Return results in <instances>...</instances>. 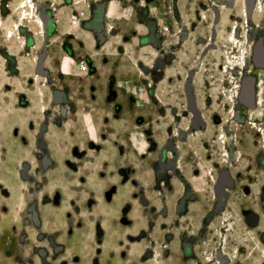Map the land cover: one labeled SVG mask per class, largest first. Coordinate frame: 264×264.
<instances>
[{"label": "rangeland", "instance_id": "1", "mask_svg": "<svg viewBox=\"0 0 264 264\" xmlns=\"http://www.w3.org/2000/svg\"><path fill=\"white\" fill-rule=\"evenodd\" d=\"M25 1L0 0V264H264V191L219 207L211 170L261 145L246 0Z\"/></svg>", "mask_w": 264, "mask_h": 264}, {"label": "flooded vegetation", "instance_id": "2", "mask_svg": "<svg viewBox=\"0 0 264 264\" xmlns=\"http://www.w3.org/2000/svg\"><path fill=\"white\" fill-rule=\"evenodd\" d=\"M258 2H259V0H249V1L246 0L245 1V5H246L247 15L256 16V17L260 16L261 19H260L259 23H257V27H258V32L261 33V32H264V30L259 29L261 27L264 28V10L263 11H257L256 8L258 6ZM252 21H254V18H252ZM249 24L250 23L248 21V25ZM259 47H260V51L263 53V55H261L262 59H259L258 56H257V49ZM253 48H254L253 57H252L253 66L255 65L254 67H258V68L260 67V69L264 70V36L263 35L256 36V38L254 40V47ZM242 85H238V88L240 87L239 92L242 89V95H243L244 98L246 97V94L249 92L250 100L248 101L245 98V101L249 105H253V103H254V94H255V81H254V79H249L245 83H243ZM194 108H195V111H197V113H200L196 109V106ZM234 116H236V115H234ZM256 129H258L257 133L253 132V130H254L253 129L252 133H251L252 135H245L244 139H246L247 141L248 140L258 141L259 140L261 145H260L258 150L260 151L264 147V136L262 135V132L260 131V129L264 130V127H262V126L261 127H257ZM257 135H259L258 138L256 137ZM237 137H239V136H237ZM254 137H256V138H254ZM241 139L242 138L239 137V139H236V140L238 142H240ZM229 143H230V139H228V142H227V149H228V144ZM228 151H229V149H228ZM259 151L255 155V162L252 163V167H251V164L248 165V168L251 167V170H244V175H243L244 178H243V180H235V178L233 177V175H232V173H231V171L229 169L228 170H223L220 173L219 170L217 168H215V164L219 163V162H216V159H214V157H213V161H212V164H211V170L212 171L215 170L218 174L221 175V176L219 175L220 176L219 180H220V184H221V186L219 188V193L221 195V200L219 201L220 202L219 203V207L223 206V204H224L223 202H224L227 194H229L230 196L233 194V196L231 198V201H230V204H231L232 209L236 211L235 205H238L240 203L241 197L245 193V188L249 189L250 188L249 186L252 183H257V186L260 189L259 192H263L264 191V159L261 158L260 160L262 162H260V161L258 162V158H259L258 155L260 154ZM231 157L232 156H231V154L229 152V160H228V162H226L224 165L219 163V165H221V167L224 168L230 162ZM243 157H244L243 154H242V156H239V154L235 155V158L239 159L240 161L243 160ZM245 160H248V158H245ZM24 168L27 169L28 174H29V169L27 167H24ZM24 168H23V170H24ZM233 169H234L233 171L235 172V167ZM256 169L259 170L260 173H256V171H255ZM234 172H233V174H234ZM258 175H260V176L258 177ZM197 178H199V180H200V178H202V174L198 175ZM210 178L215 179V175H214V177L210 176ZM187 182H189L190 185L192 184L191 185L192 187L194 186L193 182L190 181V179H187ZM193 189H194V187H193ZM232 189H235V191L234 192L231 191ZM194 190H196V189H194ZM237 214H239V213L237 212ZM239 218H240V214H239ZM257 219L258 218L255 215L252 216V218H251L252 221H257Z\"/></svg>", "mask_w": 264, "mask_h": 264}, {"label": "bare ground", "instance_id": "3", "mask_svg": "<svg viewBox=\"0 0 264 264\" xmlns=\"http://www.w3.org/2000/svg\"><path fill=\"white\" fill-rule=\"evenodd\" d=\"M26 3L22 6V9L20 10V14H21V17L23 18H28V17H30V16H27V14L29 15V13H32V11H33V8L35 7V5H33L34 4V0H26L25 1ZM36 4V3H35ZM30 6H34L33 8H32V11L30 10ZM28 7V8H27ZM25 14V15H24ZM38 19H39V21L43 24V20H42V18L38 15ZM18 22H20V20L19 21H17V24H16V26H14L13 28H10L9 29V31L7 32V36L8 37H11V36H13L14 34H17L18 35V30H19V28H17V25L19 24ZM20 34V33H19ZM20 37L22 38L23 36L20 34ZM228 66L230 67L231 66V64H233V60H232V57H229V60H228ZM222 139V138H221ZM226 139V138H225ZM239 156H242V153H239ZM218 158V157H217ZM226 161V160H225ZM233 227V226H232ZM232 229V228H231ZM258 259L259 260H261V261H264V258H262V257H258Z\"/></svg>", "mask_w": 264, "mask_h": 264}, {"label": "crops", "instance_id": "4", "mask_svg": "<svg viewBox=\"0 0 264 264\" xmlns=\"http://www.w3.org/2000/svg\"><path fill=\"white\" fill-rule=\"evenodd\" d=\"M89 117V114H87V113H82L81 114V116H80V118H79V121H80V126L82 127V128H84V129H88V124H87V122H86V118H88Z\"/></svg>", "mask_w": 264, "mask_h": 264}, {"label": "built area", "instance_id": "5", "mask_svg": "<svg viewBox=\"0 0 264 264\" xmlns=\"http://www.w3.org/2000/svg\"><path fill=\"white\" fill-rule=\"evenodd\" d=\"M79 69H80L81 71H85V70H87V64H85L84 62L80 63V64H79ZM23 172H24V175H25V176L29 177V174H28V171H27L26 168H24Z\"/></svg>", "mask_w": 264, "mask_h": 264}, {"label": "water", "instance_id": "6", "mask_svg": "<svg viewBox=\"0 0 264 264\" xmlns=\"http://www.w3.org/2000/svg\"><path fill=\"white\" fill-rule=\"evenodd\" d=\"M259 49V48H258ZM40 69V72L41 73H44L45 70L42 68V62H40V65L38 67ZM248 101L250 100V95H249V92L246 94V97H245Z\"/></svg>", "mask_w": 264, "mask_h": 264}]
</instances>
